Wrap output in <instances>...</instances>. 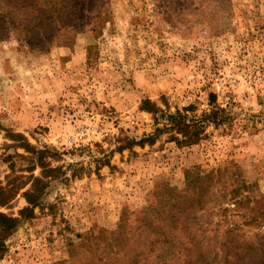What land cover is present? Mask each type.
<instances>
[{"label":"rangeland","instance_id":"374dc122","mask_svg":"<svg viewBox=\"0 0 264 264\" xmlns=\"http://www.w3.org/2000/svg\"><path fill=\"white\" fill-rule=\"evenodd\" d=\"M226 167L189 220L264 264V0H0V264H129Z\"/></svg>","mask_w":264,"mask_h":264},{"label":"trees","instance_id":"16d2710c","mask_svg":"<svg viewBox=\"0 0 264 264\" xmlns=\"http://www.w3.org/2000/svg\"><path fill=\"white\" fill-rule=\"evenodd\" d=\"M180 117L170 115L168 120L172 126L180 129L184 126L188 128L187 124L179 119ZM228 171L226 167L207 174L199 172L191 174L188 190L186 189L185 193L177 196V203L170 207L164 217L159 221L145 217L143 221L146 222V241L140 238V245L145 244L146 248L136 250L129 264H140L141 262L146 264H220L221 262L228 264L231 262L229 261L230 256L234 262L241 261L245 264L250 262L252 257L255 258L253 254L259 253L257 246L245 239L239 241L236 236H232L231 233L239 231L238 228L228 229L225 236L212 246L208 241L205 243L201 238L202 233H199V229H195L194 224L189 220L191 210L205 207L209 201L208 193L213 187L221 184L220 194L226 193V183H221L220 177ZM30 197L32 198L33 195ZM7 198V193L0 188V206L7 204ZM14 223L15 219L0 212V259L7 252V239L16 229ZM201 227L200 225V230ZM262 253L264 254V249ZM212 254H215L214 258L211 257Z\"/></svg>","mask_w":264,"mask_h":264}]
</instances>
